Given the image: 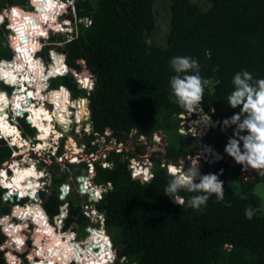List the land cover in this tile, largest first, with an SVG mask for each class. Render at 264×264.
<instances>
[{
	"label": "trees",
	"instance_id": "16d2710c",
	"mask_svg": "<svg viewBox=\"0 0 264 264\" xmlns=\"http://www.w3.org/2000/svg\"><path fill=\"white\" fill-rule=\"evenodd\" d=\"M35 1L38 4L33 7L37 15L12 6H23L26 0H0V12L6 5L12 6L1 14L7 26L0 27V59L12 57L5 38L7 40L13 20L10 41H15L24 31L33 37L37 48L39 37L61 26L58 19L44 21L55 17L51 10L54 0ZM73 6L74 32L61 51L71 63L85 62L93 87L87 92L77 89L71 76L59 79L73 97L88 100L89 123L97 136L88 135L85 144L90 151H95L96 143L92 142L103 137L106 144L115 141L134 146L133 152H109L105 161L110 167L102 168L99 162L94 163V184L109 182L111 185L94 205L103 215V229L111 236L116 255L112 264H264V201L256 192L258 186L264 187V177L253 171L248 178H239L241 166L224 153L233 128L221 130L222 122L240 111L227 104L234 90V75L247 71L253 81L264 79V0H205L203 7L190 0H167L166 6L161 7L166 28L159 41L155 39L160 31L156 0H75ZM148 39L150 46L145 42ZM56 42L49 46L54 64L48 67L46 72L52 71L47 78L67 70L63 56L54 54L58 52ZM176 56L195 59L200 65V75L213 80L212 85L205 87L200 106L213 120H218V124L201 137L179 132L178 116L186 110L175 102L169 83L175 75L170 60ZM66 59V65L74 71L73 64H67ZM15 66L16 63L9 65ZM41 68L44 70L42 63ZM0 75L3 82L14 87L13 80L5 78L1 71ZM83 75L77 76L80 83L85 79ZM0 87L5 86L0 82ZM64 95L65 101L72 102L68 92ZM52 96L50 100L45 96L46 103L52 105ZM207 120L212 126L211 119L207 117ZM18 128L23 137L34 132L22 119L18 120ZM107 131L109 135L105 136ZM156 133L162 135L165 146L162 152L156 151L150 156L152 178L146 182L132 178L129 158L145 154L138 138L143 136L150 140ZM195 142L211 145L226 157L224 161L199 168L202 175L219 174L225 193L223 201L217 202L213 195L200 210L187 204L177 206L164 195L170 175L160 166L176 164L193 155ZM61 149L62 141L58 155ZM12 150L0 139V167L10 159ZM46 167L51 185L40 193L42 210L53 217L66 203L64 229L72 225L82 229L88 226L78 197L71 195L60 200L58 190L69 175H87L86 164H67V170L58 176L56 163ZM2 193L0 188V218L10 214L12 209V203L2 200ZM197 194L180 192L186 201ZM248 207L261 211L249 220L245 217ZM13 216L16 218L15 214ZM9 219H0L7 236L0 246L11 253L7 256L10 264H18L13 249L29 255L37 246L39 264H60L61 254L56 252L69 243L59 233L52 235L55 227L51 224L48 229L45 213L43 220L33 222L40 229L20 221L14 226ZM43 244L45 248H41ZM0 264H7L3 251H0ZM24 264H28L27 259Z\"/></svg>",
	"mask_w": 264,
	"mask_h": 264
},
{
	"label": "bare ground",
	"instance_id": "6f19581e",
	"mask_svg": "<svg viewBox=\"0 0 264 264\" xmlns=\"http://www.w3.org/2000/svg\"><path fill=\"white\" fill-rule=\"evenodd\" d=\"M58 7L61 6H58L57 3L54 2V5L52 6L51 10L55 12V15L56 12L59 10ZM55 20H56V16L53 19H48L44 21H55ZM0 21L1 22L3 21V16L1 14H0ZM44 21L41 22L42 28ZM13 22L10 24L11 33L13 32L11 30ZM59 29L60 28H57V30ZM9 42L11 45V49L14 50L13 52L15 54V58L13 59V61L9 63V65L11 66L16 63V66L9 67V65H7L6 63L1 62V67L4 70L1 72L3 73L5 78L13 80V83L15 81L14 89H13L15 93L14 95H10L9 97L8 95L6 96L4 92L0 91V134L7 138L10 137L9 139L10 144L13 147L19 148L20 151L16 152L15 155H13L11 159H9L11 161L7 162V164L4 165L5 168H2L0 170V184L5 189L8 190V194L5 195V198L7 196V199H9V196L10 197L16 196L19 199L28 198L30 200H33L32 204L26 203L23 206L21 205L17 207L14 206L15 208L13 209V211L16 218L19 219L20 221L27 222L29 220L26 219L30 218L31 221L29 222H32V224L35 225L33 223L35 220L44 219V213L47 217L46 212L44 211L43 213V210L38 202V199L35 198L37 189L39 187V181L43 177L42 172L37 171L33 164L20 165L18 162L12 159L16 158L17 156H22L24 154H27L26 152L28 153L37 152V151L43 152L45 148L47 150V148L53 146L54 144L51 145L50 141H54L59 138L56 126H52L55 124V123L53 124V122L57 121L56 122L57 125H62V126L68 125L70 118V112L68 111L70 108L68 109V107L71 106L72 104L77 105L73 107L76 110V119L80 120L81 118H83L86 115L85 100H80L78 98L76 101H72V102L65 101L64 94L67 91L61 92L60 91L61 87L57 88L58 89L57 92H52V91L48 93L45 92L47 79H52L53 77H57L58 75H63L65 72L70 70L65 63V57L63 55H60L58 54V52L54 51V54L63 56V63L64 66L67 68V70L64 72H58L55 75H51V77L47 78L52 70L50 72H46V71H48L47 69L49 66L54 64L53 58L51 63H48L49 65L47 67L43 66L42 64L44 68L43 70L41 68V63H40L41 59L35 57V51H37L38 48L36 42L34 41L33 37H31V35L23 31L20 32V34L18 35L15 41L13 42L9 41ZM75 74L76 77L79 76V74L77 73ZM81 83L85 86L88 85V84L86 85L87 83L86 79H83ZM60 93L62 94V98L60 99L61 102L60 105L56 104L55 105L56 107H53L49 103L51 107L50 108L45 107L46 105L45 96H48V100H50V97L52 95H56V94L59 95ZM3 94L5 95L4 97H2ZM4 103H6L7 106H5ZM7 110L9 111L10 114L14 113L15 116L24 115L28 123L31 124L33 128L37 129L36 130L37 134L35 135V137L39 142H36L33 145L34 146L33 149L26 142V140L20 138V131L17 128V126H14L9 121L6 112ZM194 113H197V120L190 121L189 126L194 133L197 134L204 133L207 130V128H209L210 126L206 114L202 111V109ZM74 143L75 142L70 138L67 141V144L66 143L65 144L67 145V148L69 150L74 151L76 153L77 148ZM200 153H202L204 158L206 156L208 159L217 160L216 159L217 156H219L220 159L222 158L219 153H217L214 149H212L211 146L208 145L202 146L201 144ZM217 161H219V159ZM87 180L88 179H84L81 182L85 189H88ZM91 192L93 194L95 193L94 197H97L99 195V190L97 189H93ZM57 222L58 219L55 221L56 223L55 226L58 229H60L61 225L57 224ZM38 228L40 229V227ZM55 232L52 235H54ZM92 234H96L98 238L96 239L95 235L92 237ZM59 235L65 237L66 233L64 232L62 233L61 231H59ZM68 239L71 240L70 245H66V246L64 245V248L61 251L57 250L56 252L61 254L60 264H104L105 263L104 259L110 257L109 255H111L109 253V255L107 256L106 252H108V249L110 248V242L108 241V238H106L102 233H98L96 231H90L86 239L84 241L83 240L80 241L81 243L79 242L76 243L74 241L75 239L74 235L72 234H70ZM93 240L95 241V243L92 244ZM89 243L91 244L89 245ZM96 244L97 246L94 248ZM97 247L100 249V251L98 253H94L97 251L96 249ZM37 248L39 250V247ZM37 248L33 250V253H31L33 254V256H31V254L28 255L29 259L32 260L34 257H38L40 259V256H38L37 254L34 255L36 252H38ZM41 248H43L42 245ZM57 249H61V247L60 248L57 247ZM10 254H11L10 252L6 253V259L8 258L7 256H9ZM8 264H10L9 261Z\"/></svg>",
	"mask_w": 264,
	"mask_h": 264
},
{
	"label": "clouds",
	"instance_id": "9594fccd",
	"mask_svg": "<svg viewBox=\"0 0 264 264\" xmlns=\"http://www.w3.org/2000/svg\"><path fill=\"white\" fill-rule=\"evenodd\" d=\"M74 1L75 0H73V2ZM3 21H2V23H3ZM66 21H68L70 23L72 21H75V18L70 19V20H66ZM69 23L67 25H63L60 22V24H61V26L59 27L60 29L48 31L47 35L50 34L51 32H52L51 35H54V36H56L58 34H67L68 31H64V28L71 29L69 27ZM68 37H69L68 38V41H69L71 34H69ZM43 40H45L44 37L39 38V43L41 44V42ZM5 42L7 43L8 48L12 52V56L15 55L13 50L11 49L9 42L6 40V38H5ZM145 42L149 46L151 45L150 39L146 40ZM40 49H41V45L37 51H39ZM37 51H35V54ZM58 54L62 55L64 53L58 52ZM35 57H36V55H35ZM36 58H39V57H36ZM49 59H50L49 63H51L52 60L50 58V50H49ZM65 59H66V57H65ZM78 61H82L83 63H85L83 60H78ZM41 63L43 64V66H45V64L42 62V60H41ZM67 64H68V62H67ZM170 67H171L172 71L175 73V75H173L170 78V82H169L170 83V89H171V95L174 98L175 102L177 103V105L179 107L185 109L190 114L199 111L200 105L202 104V101L204 99L205 87L212 85L213 80L212 79H205L200 75V71H201L200 65L195 59H193L191 57H187V56L173 57L170 60ZM75 69H76V71H75ZM75 69H74V72H73V69H71L72 71L68 70L63 75H60V76L58 75L57 77L52 78V80H54V79L58 80L61 77L71 76L75 80L76 85H82V87H83L82 89L89 92L92 88H89L87 90L85 85L80 83V80L77 79L76 74H75V73L85 74V79L88 81L89 78H91L89 70L86 68L87 72H81V71L77 70V68H75ZM0 82L4 86H7V84H4L2 79L0 80ZM215 83L218 84L219 81L217 80V81H215ZM232 84L234 86V90L228 96V103L227 104L232 109L239 108L240 111L238 113H234L231 118L225 119L222 122V125H221L222 131H224L228 128H233L232 136L227 141V144L224 148V153L228 157H230L237 165H240L242 171L251 170V171H254L258 176L264 177V79H258V80L253 81V76L249 72L240 71L234 75L233 80H232ZM7 87H9V86H7ZM50 87L51 88L57 87V83L55 84V87H52V85ZM92 87H93V84H92ZM9 88H11L13 90L12 87H9ZM1 91L5 92L6 95H8V96L10 95L4 90H1ZM11 95H12V93H11ZM80 99L86 100L88 102V100L85 97H82ZM204 113H207V112L204 110ZM210 118H211V116H210ZM19 119H22L31 129H33L35 135L37 134V131H36L37 129L33 128L31 126V124L28 123V121L24 115H22L21 117L20 116L17 117V119H16L17 120V128H18V120ZM212 121L214 122L216 120L212 119ZM20 138L21 139L24 138L22 136V134L20 135ZM0 139L5 141V143L13 149L12 152L13 151L17 152V150L20 151L19 148L13 147L10 144V140H9L10 137L7 138V137L1 135ZM49 151H50V149H49ZM57 156H58V154H57ZM11 158H12V156L10 157V159ZM53 159H55V156H52V160ZM216 159L218 160V159H220V157L217 156ZM199 160H200V156H196L195 157V163L194 164L190 163V166H188L187 169L185 168V166L178 168L175 165H172L169 167L170 180H169V182H168V184L164 190V193H165L164 195L169 197L175 205L183 206V205L187 204L188 207H190L194 210H200L202 207L206 206L207 201L213 195L215 196L217 202H221L224 200V197H225L224 184H223V181H221L219 179V174L209 173V174H203L202 175L200 172V169H199ZM67 164H69V163H67ZM2 168L3 167L1 166L0 170ZM220 174H222V170H221ZM85 176H79L77 178H81V177L84 178ZM42 179H41L42 181L45 180L44 176L42 177ZM78 184H80V183L78 182ZM42 185H44V183ZM50 185H51V182L49 183L48 186H50ZM0 188L3 190L2 197L5 199V195L8 194V190L5 189L1 184H0ZM38 189H37L36 194H38V196H39L38 200H40V193L44 191V188L43 187L40 188V186H39ZM181 191H184L187 193H198V194L191 196L186 201L184 199V197H182L180 195ZM10 198L16 199L17 197L16 196H12V197L9 196L8 201L11 202ZM242 198H244V197H242ZM6 199H7V196H6ZM22 199H24V198H21L19 200L16 199V200H17V202H20ZM26 199L30 200L28 198H26ZM30 202H32V201H30ZM16 205H19V204L15 203V202L12 203V208ZM21 206H23V205H21ZM228 206H230V205H228ZM41 207H42V204H41ZM257 211H261V209H254L252 207H248L245 210V217L247 219L251 220L256 215ZM5 216H7V215H5ZM5 216H2V217L4 218ZM47 216H48V214H47ZM6 238H7V236H6ZM109 240H110V238H109ZM110 242H111V240H110ZM3 250L4 249H2L0 251H3ZM4 256L6 259V252H5ZM115 257H116V255H115ZM114 261H115V259L113 260V262ZM6 262L8 264L7 259H6ZM112 263H110V264H112Z\"/></svg>",
	"mask_w": 264,
	"mask_h": 264
},
{
	"label": "rangeland",
	"instance_id": "374dc122",
	"mask_svg": "<svg viewBox=\"0 0 264 264\" xmlns=\"http://www.w3.org/2000/svg\"><path fill=\"white\" fill-rule=\"evenodd\" d=\"M66 2H69L70 3V5H68V4H66L67 5V8H66V10H60L61 11V16H59L58 18H59V20H64V19H66V20H70V19H74V16H73V5H72V3H73V0H65ZM192 3H194V4H196V5H198L199 7H203V6H205V0H190ZM166 2H167V0H156V9H158V16L160 17V31H159V33L157 34V36H156V40L157 41H159L162 37H163V33H164V30H165V28H166V20L164 19V17L163 16H165L164 15V11L162 10V6H166ZM38 3H37V1H35V0H32V5L30 4V0H26V3H25V5H23V6H19V5H12V6H16V7H19V8H21L22 10H25V11H29L30 12V14H33V15H37V10L33 7V6H36ZM7 7H6V9L8 10L9 8H12V6H10V5H6ZM6 9H3L1 12H0V14H3V12H4V10H6ZM57 15H60V13L58 14L57 13ZM62 23V22H61ZM6 24V25H5ZM6 27L7 26V21L6 20H4L3 21V23L2 24H0V27ZM69 27L71 28V29H69V31H68V33L67 34H58V35H56V36H54V35H51V33L50 34H48L46 37H44L45 38V40H43L42 42H41V49L39 50V51H37L36 52V57H38L39 56V58H41V60H42V62L45 64V66L47 67V65H48V63H49V61H50V59H49V55L47 54L45 57H43L42 55H41V53H47L48 51V49H49V46L52 44V42H54L55 41V39H56V43H55V45L57 46V47H59L60 48V51H59V53H61L62 51H61V49H62V47L64 46V41L63 40H61V39H66V41H67V37L69 36V34H72L73 32H74V21H72V22H70L69 23ZM61 33V32H60ZM54 34V33H53ZM11 36H12V33L10 32L9 33V35L7 36V41L9 42L10 41V39H11ZM54 37V38H53ZM53 38V39H52ZM57 38L58 39H60V40H57ZM48 48V49H47ZM50 50V49H49ZM14 51V50H13ZM67 62H68V64L70 65H72L73 67H74V69H75V65H76V67H77V70H79V71H81V72H87V67H86V65H85V63H83L82 61H76L75 63H71L70 61H68V60H66ZM75 71H76V69H75ZM89 78V77H88ZM57 79H54V80H50L49 81V83H50V86L52 85V87H55V85H53L54 84V81H56ZM87 81V80H86ZM57 83L58 84H60V83H62V81H61V79H58L57 80ZM14 84H15V81H14ZM88 84V85H87ZM92 84H93V81H92V79L91 78H89V80L87 81V83H86V85L87 86H85L86 88H87V90L89 89V88H92ZM78 88H80V87H78ZM0 90H4V91H6L8 94H10L11 95V93L13 92V90L11 89V88H9V87H7V86H5L4 88L3 87H0ZM9 95V96H10ZM7 96V95H6ZM60 96V94L59 95H53L52 96V101H53V103H52V106L53 107H56L55 105L56 104H61V102H60V99H61V97H59ZM2 97H4V96H2ZM70 98H71V96H70ZM4 105L5 106H7V104L6 103H4ZM45 107H48V108H50L51 106L49 105V103H46V105H45ZM70 108V109H69ZM68 109V111L70 112V118H69V123H68V125H66L65 127L64 126H61V125H57L56 124V122L57 121H55V122H53V124L54 125H52V126H56V128H57V131H58V135L59 136H62V138H60V139H57V140H54V142L53 141H50V144L52 145V144H54L53 146H52V148H47V150H46V148H45V150L43 151V152H41V151H39V153H38V151L37 152H26L27 154H24V155H22V156H17L16 158H14V159H12V160H14V161H16V162H18L20 165H29V164H33L34 166H35V168H36V170L37 171H40V172H42V175L44 176V181H42V180H40L39 181V186H40V188L41 187H43L44 188V191H47V189H48V185H49V183L51 182V175H50V172H49V170H48V168L46 167V166H49V165H52L53 163L55 164L56 163V165L57 166H59V170H57L56 169V175L58 176L59 175V173L61 172V171H66L67 170V163L65 164L64 162H63V160H64V158H62L60 161H62L61 163H59L58 161V159L57 158H55V159H53L52 160V153H55V150H57V152H58V149H59V145L61 144V141H62V149H61V153L59 154V155H61L62 153L63 154H65V153H69L71 150H69L68 148H67V141L71 138L75 143V146H76V148H77V151H76V153L77 152H82L83 151V153L84 154H86L87 153V150H88V148H87V146H86V144H85V137H87L88 135H89V131L88 130H86L85 129V127H86V123H88V118H89V110H88V102L85 100V111H86V115L83 117V118H81L80 120H77L76 119V110H73L71 107H69ZM88 110V111H87ZM183 118H181L180 120V122L181 123H179L180 124V128L182 129V130H184V133L183 134H185V133H190V135L191 136H193V137H201V136H203V135H205L206 133H199V134H197L198 136H196L195 134H193V131L191 130V128H189L190 126H188L189 125V122L190 121H196L197 120V113H192V114H187V113H184L183 114V116H182ZM11 120L12 119H14L15 117H14V113H12V115H11ZM17 119V118H16ZM17 121V120H16ZM79 121V122H78ZM78 122V123H77ZM212 122V125H216L215 127H217V124H216V122H213V121H211ZM14 123V122H13ZM16 125H17V123H16ZM215 127H213V128H215ZM211 128V126H209V128H207V132L209 131V129ZM73 130H75V133H73L72 131ZM83 131V132H82ZM86 131V132H85ZM85 132V133H84ZM155 135H158V134H155ZM105 136H107L106 134H105ZM69 138V139H68ZM131 138V137H130ZM24 140H26V142L30 145V147L33 149V145L37 142V139H36V137H35V133L33 132V134L30 136H28V137H24L23 138ZM52 140H53V137H52ZM130 141H132L131 139H130ZM139 141V140H138ZM66 143V144H65ZM95 146H96V151L98 152V154H100V156L102 157V155H103V153H107V152H104V148H109V146L110 145H112V143H108V144H105L104 143V139H102V138H98V139H96L95 140ZM140 145H143V147H144V149H145V154L146 155H150L151 156V154L153 153V151H163V148H164V138L162 137V135L161 134H159V136L158 137H151V139L150 140H147V139H143V140H141V141H139L138 142ZM199 143L200 142H195L194 143V147H195V151L196 152H198L200 149H199V146H201V144L199 145ZM85 145V148L87 149H82L81 148V146L80 145ZM104 145H106V146H104ZM203 145H206V144H202V146ZM209 146V145H208ZM211 146V145H210ZM127 147H129V149L131 148V147H134L133 145H130V144H128V146ZM212 147V149H214L217 153H219L213 146H211ZM49 149H50V151H49ZM52 149H53V151H52ZM55 149V150H54ZM23 151V150H22ZM21 151V152H22ZM51 151H52V153H51ZM17 152H19V150H17ZM50 152V153H49ZM100 152V153H99ZM200 152V151H199ZM220 154V153H219ZM38 155H41V157H43V159L42 158H39L38 157ZM222 155V154H221ZM63 156V155H62ZM143 157V156H142ZM223 157V159H225L226 160V157L225 156H222ZM98 159V158H97ZM145 159V158H144ZM144 159H142L141 161H140V163L141 164H143V161H146V160H144ZM205 159H207V161H209V162H212V161H217V160H213V159H208L206 156H205ZM9 161H11V160H8V161H6V162H4L1 166L3 167L5 164H7V162H9ZM218 162V161H217ZM3 168H5V167H3ZM252 172L253 171H251V170H248V172H243V173H241V175H243L242 176V178L244 179V178H248V175H251L252 174ZM245 174V175H244ZM240 175V174H239ZM88 178H89V175H88V173H87V175H86ZM240 177V176H239ZM77 177H74L73 175H69L68 176V178L66 179V181H65V185H66V188L63 190L62 189V185H64V184H62L59 188H58V190H59V193L61 194V196H63V198L62 199H60V200H66L65 198H67L68 196H71V195H76L77 197H78V200H79V202H80V205H81V208H83V207H85V206H88L89 208H90V210L91 209H93L92 207H93V205H94V203L96 202L95 200L93 201V199H89V196L87 195V194H81L80 193V190H79V184H78V182H77ZM44 183V185H42ZM87 183H88V188H89V186H90V188L93 190V189H97V190H99V192L101 193L100 194V196H102V193H103V190H102V188L100 187V186H98V185H96V184H94V181H93V179H91V177H90V180L88 181L87 180ZM39 190V189H38ZM62 191V192H61ZM65 191V194L63 193ZM91 192V191H90ZM256 192H257V194L260 196V198L262 199V201H264V187H262V186H258L257 188H256ZM2 199H4L3 197H2ZM13 201V199H11V202L10 201H8L9 203H17V204H19V205H24V204H26V203H30V201L31 200H27L26 198H24V199H22L20 202H17V200L16 199H14V202H12ZM40 203L42 204V200H40ZM64 204H66V203H64ZM63 204V205H64ZM90 214V213H89ZM10 215V214H9ZM66 217V216H65ZM1 218H2V216H1ZM0 218V219H1ZM49 219H50V221L48 220V229H49V225H51V224H53V226L55 227V234H58L59 233V231H58V228L55 226V224L52 222V220H53V217H49ZM65 218H63V219H60V222L59 223H61L60 225H61V228H62V231L64 232V233H66L67 235H69V233L70 234H72V235H74V238H75V242H79V243H81L80 241H84L85 239H86V237L88 236V231H87V228L89 227V228H95V229H103V227H102V225L100 224V222L98 221V220H96V219H94V218H87L88 219V222H89V225L88 226H86L85 228H81V227H77V226H75V225H72V226H69L67 229H64V220ZM10 221H11V223L12 224H14V226H16V222H18V221H20L19 219H17V218H15V217H12V219L10 218L9 219ZM26 220H29V221H31L30 220V218H27ZM29 221H27L28 222V224H32V222H29ZM35 221H37V220H35ZM20 222H24V221H20ZM57 228V229H56ZM80 229H82L83 231H81ZM61 231V232H62ZM104 232H105V234L106 235H108V236H110V234L108 233V232H106L105 230H103ZM62 232V233H63ZM75 233V234H73V233ZM0 234L3 236V239L2 240H0V244H3L5 241H6V236H5V234L3 233V231L1 230V227H0ZM54 234V235H55ZM111 237V236H110ZM45 244V243H44ZM44 244L42 245L43 247H44ZM38 247V246H37ZM45 248V247H44ZM4 251V255H5V252L7 251V249H4L3 250ZM16 250H14L13 249V251H12V253H13V255H15V256H18L19 258H21V260L23 261L24 259H27L28 260V262H30V259H28V255H22V254H20V255H17V252H15ZM24 254V253H23ZM37 254V252L34 254V255H36ZM33 256V255H32ZM33 260V259H32ZM21 264H23V263H21Z\"/></svg>",
	"mask_w": 264,
	"mask_h": 264
},
{
	"label": "built area",
	"instance_id": "2783aa9c",
	"mask_svg": "<svg viewBox=\"0 0 264 264\" xmlns=\"http://www.w3.org/2000/svg\"><path fill=\"white\" fill-rule=\"evenodd\" d=\"M54 2L55 3H57V5L58 6H61V7H58L61 11L62 10H66V8H67V5L66 4H68V5H70V3L69 2H66L65 0H54ZM72 5H73V3H72ZM60 10H58L57 12H56V19H58L59 20V16H61V11ZM57 13L59 14L60 13V15H57ZM73 16H74V18H75V12H74V7H73ZM60 22H62V24L63 25H67L69 22L68 21H66L65 19L64 20H59ZM86 23H89L88 21H86V20H84ZM0 24H2V22L0 21ZM64 31H69V29H66V28H64ZM44 36H41V37H39V38H43ZM0 65H1V61H0ZM60 76V75H59ZM54 78V77H53ZM51 79H47V81H46V83H47V85H46V89H45V92H53V91H58V87H56V88H51L50 87V83H49V81H50ZM7 86H9V87H12V86H10V85H7ZM13 89H14V87H12ZM1 91V90H0ZM1 92H3V91H1ZM13 92H14V90H13ZM12 92V93H13ZM5 93V92H4ZM6 94V93H5ZM10 97V96H9ZM69 99H70V97H69ZM200 109H202L201 108V106H200ZM88 111V110H87ZM202 111H203V109H202ZM7 112V116H8V119H9V121L14 125V126H17L16 125V123H17V121H16V118L18 117V115L17 116H15L14 115V119H12L11 120V115L12 114H10L9 113V111L7 110L6 111ZM89 112V111H88ZM204 112V111H203ZM186 113L187 114H189L190 115V113H188L187 111H186ZM20 117L22 116V115H19ZM183 116V114H180L178 117H179V119H181V118H183L182 117ZM181 121V120H180ZM14 122V123H13ZM79 122V121H78ZM77 122V123H78ZM214 122H216V124L218 123V121L216 120V121H214ZM181 123V122H180ZM86 125V127H85V129L86 130H88L90 133H89V135L90 134H92L93 132H92V127H91V125H90V123H89V118H88V123H86L85 124ZM62 126V125H61ZM182 126V125H181ZM180 126V127H181ZM189 126V125H188ZM216 126V125H215ZM214 126V127H215ZM65 127V126H64ZM190 128V127H189ZM211 128H213V126H211ZM179 130H182L181 128H179ZM183 132H184V130H182ZM83 132V131H82ZM86 132V131H85ZM84 132V133H85ZM73 133H75V130H73ZM94 134V133H93ZM107 136L109 135V131H107L106 133H105ZM190 134V133H189ZM193 134H195L196 136H198L197 135V133H194L193 132ZM199 134V133H198ZM20 135H21V131H20ZM94 135H96L97 136V134H94ZM158 137L159 136V134L158 135H153V137ZM0 137H1V134H0ZM60 138H62V136H59V138L58 139H60ZM100 138H102V139H104L103 137H100ZM143 139H146V138H144L143 136H140L139 138H138V140L139 141H141V140H143ZM24 140V139H23ZM57 140V139H56ZM61 140V139H60ZM137 140V141H138ZM138 141V142H139ZM38 142V141H37ZM54 142V141H53ZM131 142V141H130ZM95 142H92V144H94ZM104 143H105V140H104ZM110 143H112V145H110L109 146V148H104V152H107V153H103V155H102V157L100 156V154H98V152L95 150V151H90L89 149L87 150L86 148H85V145H80L81 146V148L82 149H86L87 150V153L86 154H84L83 153V151L82 152H78V153H75L74 151H70L69 153H65V154H61V155H58L57 156V150H55V153H52V151H53V149H52V151H51V153H52V156H55V158H57L59 161V163H61L62 161H60L62 158H64V160H63V162L66 164V163H69V164H79V163H85L86 164V166H87V168H88V170H87V173H88V175H89V178L87 177V176H85L84 177V179H88V181L90 180V177H91V179H93V177H94V163L95 162H99V164L101 165V167L102 168H105V167H110V165L105 161V158H106V155L109 153V152H111V151H114V152H116V153H121V152H123V151H134V147H131L130 149H129V147H127V146H125L124 144H122V143H116L115 141H111ZM55 144V143H54ZM106 144V143H105ZM200 144H202L201 142L199 143V145ZM61 145V144H60ZM60 145H59V147H60ZM131 145V144H130ZM164 145H165V143H164ZM104 146H106V145H104ZM34 148V147H33ZM51 148H52V146H51ZM199 149H200V146H199ZM200 151V150H199ZM196 152L195 151V153L193 154V155H190V156H187L185 159H180L179 161H178V163H176V164H173V163H167V164H164V163H162L160 166H161V168H163V169H165V172L168 174V175H170V173H169V167L170 166H172V165H175L176 167H178V168H180V167H184L185 166V168L187 169V167L188 166H190V163H195V157L196 156H200V160H199V168H203L204 167V165H207V166H211V165H213L214 163H217V161H212V162H209V161H207V159H205L204 157H203V155H202V153H200V152ZM153 152H156V151H153ZM15 153L16 152H12V154H11V156H13V155H15ZM39 153V152H38ZM100 153V152H99ZM63 155V156H62ZM221 155V154H220ZM143 156V157H142ZM223 155H221V157H222ZM38 157L39 158H42L43 159V157H41V155H38ZM98 158V159H97ZM145 158V159H144ZM142 159H144V160H146V161H143V164H141L140 163V161L142 160ZM44 160V159H43ZM225 159H223V157L221 158V159H219V161H224ZM218 161V162H219ZM4 167V166H3ZM128 167H129V169H130V172H131V177L132 178H134V179H140L141 181H143V182H146V181H149L151 178H152V176H153V174H152V171H151V168H152V162H151V160H150V155H146V154H144V155H139V154H136L134 157H131V158H129V165H128ZM243 172H248V171H242V169H241V171H240V177L239 178H242V176L243 175H241V173H243ZM245 175V174H244ZM82 184V183H81ZM101 188H102V190H103V192H106L110 187H111V185H110V183L109 182H106L105 184H103V185H99ZM88 187V186H87ZM90 191H92V189L90 188V186H89V188H88ZM94 192H96V191H94ZM95 194V193H94ZM100 192H99V195L97 196V197H94V199L93 200H95L96 202H98L99 200H100V198H101V196H100ZM8 200L9 199H3V201L4 202H8ZM12 202H14V199H13V201ZM38 202H39V204L41 205V203H40V200H38ZM95 202V203H96ZM30 204H32V202H30ZM17 206H19V205H16L15 207H17ZM14 207V208H15ZM93 209H91L90 210V208L88 207V206H85V207H83V208H81V211H82V214H83V216L85 217V218H94V219H96V220H98L99 222H100V224L102 225V227H103V225H104V218H103V215L101 214V213H99L97 210H96V208H95V205L92 207ZM68 212V211H67ZM90 213V214H89ZM65 216H67V214L66 215H64L63 216V214L59 211V214L58 215H56V216H54V217H57V219H58V222H60V219H63V218H66ZM6 217V216H5ZM10 218L12 219V216H10ZM47 218H48V220L50 221V219H49V217L47 216ZM1 219H3V217L1 218ZM56 219V220H57ZM56 220H52V222L54 223V224H56L55 223V221ZM61 224V223H60ZM1 227V226H0ZM61 229V230H60ZM60 229H58V231H62V228L60 227ZM87 229H90V231H96V232H98V233H102L106 238H108V241L110 242V240H109V237L105 234V232L103 231L104 229H95V228H87ZM1 230H2V227H1ZM90 231L88 232V235H89V233H90ZM63 232V231H62ZM4 234H5V232H3ZM75 234V233H74ZM74 241H75V239H74ZM77 243V242H76ZM97 249V253L100 251V249L97 247L96 248ZM95 249V250H96ZM0 250H2L1 249V246H0ZM15 252H17V251H15ZM107 253V256L109 255V253L111 254V255H109L110 257H107V258H105L104 260H105V263L104 264H110V263H112L113 262V260L115 259V250L113 249V246H112V244H111V242H110V248L108 249V252H106ZM17 255H20V253L19 252H17ZM15 256V255H14ZM16 259H17V263L18 264H21V263H23V261L21 260V258H19L18 256H16ZM29 259V258H28ZM40 260L41 259H39L38 257H34L33 258V260H31L30 259V262H28V264H37V263H39L40 262Z\"/></svg>",
	"mask_w": 264,
	"mask_h": 264
},
{
	"label": "water",
	"instance_id": "95a60500",
	"mask_svg": "<svg viewBox=\"0 0 264 264\" xmlns=\"http://www.w3.org/2000/svg\"><path fill=\"white\" fill-rule=\"evenodd\" d=\"M30 4L32 5V2H30ZM15 58V55H13L12 57H11V59L10 60H5V59H0V61L1 62H5V63H10L11 61H13V59ZM10 61V62H9ZM36 61H39V60H36ZM41 63V62H40ZM0 71H4L3 70V68L1 67V65H0ZM0 80H1V75H0ZM7 83V81H5L4 82V84H6ZM58 85H60L61 86V89H60V91L61 92H65L66 91V89H65V87H64V85L63 84H58L57 83V86ZM18 86H19V84H18ZM56 88V87H55ZM53 92H57V91H53ZM14 93L15 92H13L12 93V95H14ZM11 101H12V99H11ZM204 111V110H203ZM206 114V116L208 117V118H210V116L207 114V113H205ZM211 119V118H210ZM211 121H212V119H211ZM218 121V120H217ZM215 126V124L213 125V127ZM179 132L181 133V134H183L184 132L182 131V130H179ZM204 133H207V130L204 132ZM157 134H159V133H157ZM202 144H204L203 142H201ZM77 180V182H79L80 184H79V190H80V193L81 194H87L88 196H89V199H94V194L92 193V192H90V190L89 189H85L84 187H83V184H81V182L84 180V178L83 177H81V178H77L76 179ZM66 188V186L65 185H62V189L64 190ZM64 194H65V191L63 192ZM35 198L36 199H39V196H38V194H36L35 195ZM60 199H62L63 198V196H61L60 195V197H59ZM11 199V198H10ZM17 200H19V198H16ZM31 201H33V200H31ZM94 206V205H93ZM13 209H14V207L11 209V212H10V215H7L6 217H4V218H8V216H12V217H14L13 216ZM59 211L61 212V213H64L65 215L67 214V211H68V205L67 204H64V205H62V206H60L59 207ZM57 219V217H53V220H56ZM87 231L89 232L90 231V229H87ZM91 243H89V245H90Z\"/></svg>",
	"mask_w": 264,
	"mask_h": 264
},
{
	"label": "flooded vegetation",
	"instance_id": "af4514ba",
	"mask_svg": "<svg viewBox=\"0 0 264 264\" xmlns=\"http://www.w3.org/2000/svg\"><path fill=\"white\" fill-rule=\"evenodd\" d=\"M68 38H69V37H67V41H66V39H64V38L62 39V40L64 41V45H65L66 42H68ZM55 40H56V39H55ZM57 40H60V39L57 38ZM9 44H10V42H9ZM10 46H11V45H10ZM39 47H40V46H39ZM39 47H38V49H39ZM47 49H48V48H47ZM47 51H48L47 53H48V55H49V49H48ZM59 51H60V48L58 47V52H59ZM47 53H45V55H47ZM41 55H42V54H41ZM42 56L45 57L44 55H42ZM38 57H39V56H38ZM40 59H41V58H40ZM56 83H57V81H54V85H55ZM57 87H61V86L58 85ZM64 87H65V89L68 91L69 97L71 96L70 100H72V101H76L78 98H79V99L82 98V97H79V96H77V97H73L72 94H71V92L68 90V88H67L65 85H64ZM78 87H80V88H78ZM82 88H83L82 85H77V89H81V90H83ZM80 100H82V99H80ZM75 105H76V104H75ZM76 106H77V105H76ZM69 107H71L73 110H75V108H73V106H69ZM69 107H68V108H69ZM94 235L96 236V234H92V237H93ZM69 236H70V234H69V235L66 234L65 237H64L65 240L67 241V244L69 243L68 245H70V243H71V240L68 239ZM95 238L97 239L98 236H96ZM93 243H95L94 240H93L92 244H93ZM96 246H97V244L94 246V248H95ZM94 253H97V252H94Z\"/></svg>",
	"mask_w": 264,
	"mask_h": 264
},
{
	"label": "crops",
	"instance_id": "0c3cea01",
	"mask_svg": "<svg viewBox=\"0 0 264 264\" xmlns=\"http://www.w3.org/2000/svg\"><path fill=\"white\" fill-rule=\"evenodd\" d=\"M33 254H31V256H32ZM7 263V262H6ZM23 264H24V261H23Z\"/></svg>",
	"mask_w": 264,
	"mask_h": 264
}]
</instances>
